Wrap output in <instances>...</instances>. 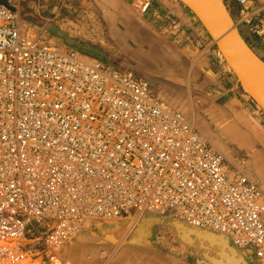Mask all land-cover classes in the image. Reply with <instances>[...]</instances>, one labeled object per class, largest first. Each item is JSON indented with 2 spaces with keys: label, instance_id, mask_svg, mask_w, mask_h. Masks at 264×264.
Instances as JSON below:
<instances>
[{
  "label": "built area",
  "instance_id": "obj_1",
  "mask_svg": "<svg viewBox=\"0 0 264 264\" xmlns=\"http://www.w3.org/2000/svg\"><path fill=\"white\" fill-rule=\"evenodd\" d=\"M223 2L264 55V0ZM150 4L132 0L140 15ZM165 213L264 264V192L190 117L0 5V264H57L97 223Z\"/></svg>",
  "mask_w": 264,
  "mask_h": 264
},
{
  "label": "rangeland",
  "instance_id": "obj_2",
  "mask_svg": "<svg viewBox=\"0 0 264 264\" xmlns=\"http://www.w3.org/2000/svg\"><path fill=\"white\" fill-rule=\"evenodd\" d=\"M119 3L122 5L121 11H123V18L120 19V21L117 16L114 17L111 14L110 16L108 15V17L111 18L107 19V15L101 11L102 8L100 9L96 0H9V4L19 11L20 19L26 27L31 29L39 27L48 29L54 27L67 38L62 40L48 32L47 34L54 41H57L62 45L73 48V46L69 45L66 41L70 40L71 42L72 40H75V43L81 41L94 47L96 50L101 51L100 54L103 57V63L107 65H116V67H122V63L135 66H139V64L146 65V68L144 66L141 67L147 72V74L163 79L164 72H159V65L163 64L160 53L170 52L167 49L172 46L170 42L175 46L180 47V43L175 42L177 40L176 36L179 32L174 30L171 24L163 26L160 22L162 25L161 27H163L160 32L152 30V33H149V29L147 30L145 27H141L149 23L147 15H140L135 11L132 6V0H122L119 1ZM107 6L109 5L107 4ZM109 8L111 11L114 10L112 7ZM171 22L172 20L170 19V23ZM125 28L133 30L132 34L139 35L138 38H135V40L125 39ZM139 29H141V31H139ZM179 31L186 30H183L182 27L179 26ZM73 32H79L80 34L71 35L74 34ZM111 35H113V37ZM88 36H91V38L87 39ZM97 37L101 40L99 41ZM123 38L125 39L124 44L126 48L130 52H133L139 60H132L128 55H124L122 51L117 48L118 39L123 40ZM71 43H73V41ZM154 44H156V49L153 47ZM203 48V46L198 47L195 44L196 50L191 48V50L188 51L189 49H186L187 51H185L184 56L188 58L190 62L195 61L198 58L209 56L207 50ZM220 79H223L226 83L228 82L227 75L223 74ZM226 87H234V95L238 105L242 108V112L244 113L243 116H246V118L255 123L261 131H264V113H262L249 98H245L242 95L243 91L240 86L228 82ZM156 93L158 96L163 97L161 92L156 90ZM173 101L174 102L172 103L174 105H177L178 107L182 106L180 100L174 99ZM195 123L197 125L195 127L196 130L200 135L205 134V137L207 138L206 141L216 147L214 150L224 157L228 166L245 167L239 165V161L237 162L234 159H244V154H242L234 144L226 141L227 139L222 136L224 134L231 140H236L238 135L233 129L228 128L218 130V126H211L209 122L207 123V120L205 121L204 116L200 113H195ZM233 143L238 145L241 142L238 140ZM247 164L249 171L252 170L254 166L252 167L249 162H247L246 165ZM92 232H95V230H92L91 233ZM85 234L89 233L82 232L75 239L62 247L59 262H57V264H72L70 258L67 257V246L72 242H76L80 236ZM89 236L93 237V235L90 234ZM95 242L96 241L92 239L85 244L88 246H94ZM151 246L152 248L148 249V251L151 252L150 257L148 258H139L136 255L131 254L126 256L125 259H122V255L118 252H114L115 247L112 251L100 249L98 252H95L94 258L92 256L94 251L92 249H87L85 259H87V261L89 259H94L95 264H150V259L156 256L164 260L166 264L168 261L173 264H196L195 259L201 257L191 249L180 244L175 239L172 232L163 226H154ZM79 251L80 250H77L76 252L79 253Z\"/></svg>",
  "mask_w": 264,
  "mask_h": 264
},
{
  "label": "crops",
  "instance_id": "obj_3",
  "mask_svg": "<svg viewBox=\"0 0 264 264\" xmlns=\"http://www.w3.org/2000/svg\"><path fill=\"white\" fill-rule=\"evenodd\" d=\"M119 1L122 0H96L100 9L102 8L101 11L107 15V19L111 18L108 17V15L110 16L111 14L114 17L117 16L120 21V19L123 18V11H121L122 5ZM150 3V12L147 15L149 23L141 27H145L147 30L149 29V33H152V30L160 32L161 28H163L161 26L169 25L171 19L176 21L183 30H186H176L179 34H177V40L175 42L180 43L179 46L181 48L170 42L172 46L167 48L170 52L160 53L163 64L159 65V72H164V78L159 79L147 74L141 67H145L146 65L139 64V66H135L122 63V67H116V65L112 66L118 69H130L139 77L151 76L159 80L158 84H153L151 82L153 92L156 95V90L161 92L163 97L157 96L176 111L190 117L195 127L197 126L195 123V113H200L211 126H218V130L233 129L238 135L236 140H231L224 134L222 136L227 139L226 141L234 144L241 153L244 154V159H234L237 162L239 161V165L245 167L241 168L240 166L231 165L229 166L230 170L233 173L245 175L252 181H258L260 187L264 188V131H261L259 127L250 119H247L246 116H243L244 113L242 112V108L238 105L234 95V87H226L228 82L231 84L230 80L228 79L226 83L223 79H220L224 73L211 55V51L214 47L213 44L206 40V34L202 28L192 19L190 13L177 1L150 0ZM107 4L109 6H107ZM109 7H112L114 10L111 11ZM141 29H139V31H141ZM132 31L133 30L125 28V39L135 40V38H138L139 35L132 34ZM73 33L74 34L71 35H78L79 32ZM111 36L113 37V35ZM89 38H91V36H88L87 39ZM97 39L99 38L97 37ZM125 39H118L117 48H119L124 55H128L132 60H139L133 52H130L126 48L124 44ZM100 40L101 39H99V41ZM195 44L198 47L203 46V49L207 50L209 56L198 58L190 62V60L184 56L185 51H187L186 49L190 51L191 48L196 50ZM153 47L156 49V44H154ZM174 99L180 100L182 106L178 107L174 105L172 103ZM201 136L207 140L205 134ZM238 140L241 142L238 145L233 143ZM210 145L216 149L211 143ZM247 162H249L252 167L254 166L250 171L247 168ZM121 241L122 240L119 242ZM74 243L79 245L78 248L74 249L76 251L80 250L82 245L86 246V242L77 241ZM69 245L67 247H69ZM118 250L119 248H116L114 252L117 253ZM144 252L150 254L146 249L130 250L125 248L121 251V258L125 259L126 256L131 254L140 258L145 255L143 254ZM149 262L150 264H166L164 260L156 256L152 257ZM167 264L173 263L168 261Z\"/></svg>",
  "mask_w": 264,
  "mask_h": 264
},
{
  "label": "water",
  "instance_id": "obj_4",
  "mask_svg": "<svg viewBox=\"0 0 264 264\" xmlns=\"http://www.w3.org/2000/svg\"><path fill=\"white\" fill-rule=\"evenodd\" d=\"M175 1L180 3L202 28L206 34V40L212 42L214 48L211 55L230 82L240 86L242 95L249 98L264 113V55L246 33L235 27L227 4L223 0ZM0 5L14 10L9 0H0ZM46 32L59 39L67 38L54 27L46 29ZM141 78L150 86H152L151 82L153 84L159 82L151 76H141ZM152 215L157 217H151ZM142 217H147L146 222L150 223L146 234L149 242L146 250L152 248L151 238L154 226H163L172 232L180 244L201 256L195 259L196 264H256L253 250H242L234 246L225 235L191 226L183 220L173 219L170 213L149 214ZM114 222L119 221L97 223L85 232L91 233L95 230L91 234L97 238L107 228L112 227ZM143 254H145L143 258L151 255L145 252Z\"/></svg>",
  "mask_w": 264,
  "mask_h": 264
},
{
  "label": "bare ground",
  "instance_id": "obj_5",
  "mask_svg": "<svg viewBox=\"0 0 264 264\" xmlns=\"http://www.w3.org/2000/svg\"><path fill=\"white\" fill-rule=\"evenodd\" d=\"M151 217H157V216L152 215ZM145 218L147 217L131 216L130 218L127 219L114 220L119 222H114L112 227L107 228L105 232H103L97 238L89 236V234L93 235L91 233L82 235L78 238L77 241L84 243L93 239L96 241L95 245L94 246L82 245L78 253L74 249L78 248L79 245L72 242L70 243L66 251L67 257L70 258L72 264H95L94 259H89L88 261L87 259H85L86 258L85 254L87 249L88 250L92 249L94 251V253L92 254L93 258L95 252H98L100 249L112 251L113 248L116 247L119 248L118 253L120 255H121V251L124 250L125 248L130 250L146 249L149 245L148 236H146V234H147V228L149 227L150 223L146 222ZM137 225H139V227ZM120 240L122 241L119 242Z\"/></svg>",
  "mask_w": 264,
  "mask_h": 264
},
{
  "label": "trees",
  "instance_id": "obj_6",
  "mask_svg": "<svg viewBox=\"0 0 264 264\" xmlns=\"http://www.w3.org/2000/svg\"><path fill=\"white\" fill-rule=\"evenodd\" d=\"M63 40V39H62ZM73 41V43H71ZM70 42L66 41L69 45H72L73 48H75L77 51H79L82 54L88 55L90 57H93L101 62H104L102 55L100 54L101 51L96 50L94 47L89 46L86 43H83L79 41V43H75V40H72Z\"/></svg>",
  "mask_w": 264,
  "mask_h": 264
},
{
  "label": "flooded vegetation",
  "instance_id": "obj_7",
  "mask_svg": "<svg viewBox=\"0 0 264 264\" xmlns=\"http://www.w3.org/2000/svg\"><path fill=\"white\" fill-rule=\"evenodd\" d=\"M251 181H252V180H251ZM254 182H256V183H257L258 181H254ZM257 184H258V186H259L260 190H261L262 192H264V188L260 187V183L258 182Z\"/></svg>",
  "mask_w": 264,
  "mask_h": 264
}]
</instances>
